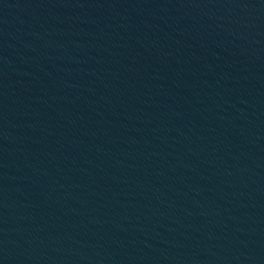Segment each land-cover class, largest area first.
Wrapping results in <instances>:
<instances>
[{
  "label": "water",
  "instance_id": "1",
  "mask_svg": "<svg viewBox=\"0 0 264 264\" xmlns=\"http://www.w3.org/2000/svg\"><path fill=\"white\" fill-rule=\"evenodd\" d=\"M0 264H264V0L1 72Z\"/></svg>",
  "mask_w": 264,
  "mask_h": 264
}]
</instances>
